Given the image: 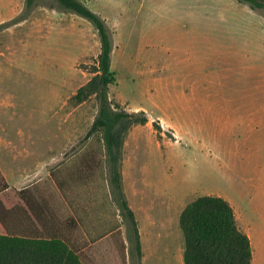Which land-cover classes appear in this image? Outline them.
<instances>
[{
	"label": "rangeland",
	"instance_id": "obj_1",
	"mask_svg": "<svg viewBox=\"0 0 264 264\" xmlns=\"http://www.w3.org/2000/svg\"><path fill=\"white\" fill-rule=\"evenodd\" d=\"M85 2L113 34L110 98L149 117L127 138L128 189L148 225L139 253L107 181L103 142L86 140L99 101L71 98L92 77L100 35L90 20L38 0L26 19L0 29V138L26 140L39 162L56 137L74 141L53 146L62 168L37 183L52 191L59 228L84 264H185L180 214L218 195L237 205L253 264H264V11L238 0ZM25 8V0H0V24ZM88 152L104 166L91 178L80 169Z\"/></svg>",
	"mask_w": 264,
	"mask_h": 264
},
{
	"label": "trees",
	"instance_id": "obj_2",
	"mask_svg": "<svg viewBox=\"0 0 264 264\" xmlns=\"http://www.w3.org/2000/svg\"><path fill=\"white\" fill-rule=\"evenodd\" d=\"M54 1L59 10L76 13L93 22L100 35L101 51L89 70L92 77L71 98L76 104L92 96L99 101V110L87 138L99 135L103 142L111 193L122 216L133 227L140 253L138 222L124 190L122 166L126 138L134 126L146 125L149 117L143 109L128 110L110 98L109 88L116 83V76L111 66L113 34L106 20L85 0ZM238 1L247 3L254 10L264 11V0ZM37 2L25 0V13L0 24V29L26 19ZM154 125L161 129L160 124ZM0 182V264H84L79 250L70 244L64 230L57 224H47L42 205L37 209L31 200H26V212L34 216L30 219L32 224L28 223L24 230H19L12 219H16L20 211L19 198L27 190L11 188L5 191L7 183ZM180 226L185 239V264H252L251 239L239 226L234 207L226 198L218 195L195 198L182 210Z\"/></svg>",
	"mask_w": 264,
	"mask_h": 264
},
{
	"label": "crops",
	"instance_id": "obj_3",
	"mask_svg": "<svg viewBox=\"0 0 264 264\" xmlns=\"http://www.w3.org/2000/svg\"><path fill=\"white\" fill-rule=\"evenodd\" d=\"M127 138L124 144L125 154H124V161H123V166H122L123 184H124V190H125L129 205L133 209L136 220L138 222V226H139L138 230L140 233V238H141V243H142L141 246L143 247V241H144V237H143L144 231L143 230L145 231L147 230L148 221L146 220L141 221L139 219L138 211L131 201L130 191L128 189V176H130L129 169H130V166H132V164L129 161V156H128L129 153H128ZM56 139H58V142L56 144H53L52 147L49 148L50 152L52 153L50 155L51 157L47 160H43L39 162L37 161L38 158H36V155H37L35 152L36 149L27 147L26 140L24 139L13 140L10 138H0V154L1 156H4L2 157L3 159H0V181L7 183L8 187L5 188V191H8L11 188H16L17 190H20V191L27 190L25 195L20 196L19 201H18L19 210H20L19 218H18L19 230H24L28 223L32 224V222H30V219L34 215L32 213L26 212V209L28 206V203L26 201L27 199L31 200L33 204L36 205L37 209H39L40 205L44 207V212L46 211V214H44V217L47 218L48 220L47 224H49V226L53 225V223L58 224V221H60L59 220L60 219L59 210H58L59 208L55 204L52 203L53 202V199L51 198V195L53 196L52 191H50L49 193H44V192H41L42 190H40V188L37 186V183L39 182L40 177L43 174V172L45 176H50L52 180L53 174L56 173V171H59L60 168H62V165L59 164V160L61 158L62 153L58 151L57 147H53V146L54 145L57 146L60 143L68 144L73 141L71 139H66L64 140V142H60L58 137H56ZM86 140H91V138L88 137L86 138ZM61 141H63V139ZM103 150H104V147H103ZM102 158L106 159L105 154L102 156ZM102 164L101 162L100 163H98V161L96 162V158L91 157V153L88 152L82 157V164L80 166V169L83 171L82 173L85 172L86 175L91 178L90 173H93L94 170H97V169L99 170L101 168H104V166L101 167ZM106 165H107L106 174H107V181H108L107 161H106ZM89 188L90 187H87V189ZM55 189L59 191L58 186H56ZM259 199H260L259 200L260 217L262 218V221L264 223V179L262 180L260 179L259 181ZM64 200L66 201V197H64ZM229 202L234 207L237 221L239 224L238 219L242 213L236 209L237 205L234 202L230 200ZM67 219H70V217H67L65 220ZM68 223H70V221ZM40 224H42V222H40ZM241 228L243 231H245L249 235L251 239V244H252V235L249 232L250 231L249 226L248 225L246 226L245 222H243ZM252 264H253V261H252Z\"/></svg>",
	"mask_w": 264,
	"mask_h": 264
}]
</instances>
